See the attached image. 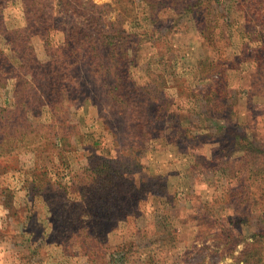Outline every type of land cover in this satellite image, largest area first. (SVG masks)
<instances>
[{
  "label": "rangeland",
  "instance_id": "1",
  "mask_svg": "<svg viewBox=\"0 0 264 264\" xmlns=\"http://www.w3.org/2000/svg\"><path fill=\"white\" fill-rule=\"evenodd\" d=\"M39 1L43 15L36 7L26 14L31 0H0V264H253L260 249L252 233L264 228L259 192L247 190L252 211L234 225L198 219L194 206L203 200L229 193L240 200V174L223 179L201 168L188 175L177 130L185 114L196 122L193 114L207 107L216 117L194 123L207 135L197 140L203 159L221 153V144L237 146V133L264 142V21L246 1L211 0L220 34L209 43L189 14L173 11L186 0ZM150 4L161 9L156 18ZM69 14L98 18L107 29L100 54L120 82L94 74L73 45L64 46L59 26ZM40 20L49 24L44 35L30 28ZM148 27L161 28L164 40L154 35L153 43ZM114 29L136 43L108 46L120 41ZM68 60L75 84L57 87V70ZM109 81L118 84L114 93ZM146 84L155 88L150 106L157 113L142 141L121 106L127 96L117 91ZM208 124L213 128L203 131ZM102 158L130 162L123 179H97V166L106 170ZM231 206L242 209L237 201ZM232 209L221 204L214 212Z\"/></svg>",
  "mask_w": 264,
  "mask_h": 264
},
{
  "label": "trees",
  "instance_id": "2",
  "mask_svg": "<svg viewBox=\"0 0 264 264\" xmlns=\"http://www.w3.org/2000/svg\"><path fill=\"white\" fill-rule=\"evenodd\" d=\"M148 1V0H147ZM186 2L183 5H175L174 10L180 16H184L186 14H189V21L192 23L193 26L198 28L199 32L202 33L204 37V41H209L211 43L213 40H215L216 36L220 34V28L218 23V17H213L210 13V11H213V5L211 0H186ZM239 1V0H237ZM243 2H247V8H249L250 12L255 17V20L262 22L264 21V0H240ZM34 5H33V4ZM153 3V2H151ZM214 4V3H213ZM151 5V4H150ZM34 7L37 8V11L39 12V15H43V6L40 5L39 0H31L30 2H26L25 5V11L26 14L30 13L33 14ZM150 13L152 15H156L157 17L158 13H160V7H157L156 4L151 5L150 7ZM37 15V16H39ZM69 19L67 22L60 24V29L65 35V45L64 46H74V50L80 54L83 55V58L87 61L89 68L91 72L94 74H106L110 78H114L116 80V83L120 82V75L118 74L117 69H113L108 62H106L103 57L100 54L101 46H103V41L105 38L108 37V31L107 29L100 24L98 18L93 19L92 17H84V20H77L73 19V14H69ZM256 17L261 18L258 19ZM43 17H41L42 19ZM48 20V19H47ZM246 22H248L246 20ZM255 22V21H254ZM49 24H47L46 21L40 20L37 21V24L35 22H32L30 24V28H32L34 31L39 32V34L44 35L47 31V27ZM164 26H166L164 24ZM214 29V31H213ZM145 34H147L149 37H151L154 41L153 43L158 42L159 37L154 35H159L160 42L164 40V32L161 31V28L151 29L147 28L144 30ZM165 31V29L163 30ZM114 37L113 38H120L119 42H114L112 39L111 42H108V46L112 43H116L117 46L121 45L122 43H127V41H130L131 45H134L136 43V40L131 39V35L126 34L123 36L124 30H116L114 29ZM137 33V32H136ZM203 41V42H204ZM137 45V44H136ZM124 47V46H123ZM212 50H216L215 53H218L217 56L220 55V49L215 47ZM57 52L60 54V57L65 58L66 57V51H64L63 48H58ZM125 58V55H122V57H119V60H124L122 66L127 65L129 63ZM221 62V60L219 61ZM218 62V63H219ZM28 62L25 63L27 66ZM67 65H63L61 72L59 73L57 70V75L55 77V85L58 86H67V83L72 82V84H75V79L73 77V69L71 67L74 65L73 62H69V60L66 62ZM127 77V76H126ZM128 78V77H127ZM112 83V85H115L113 88V93L117 89V85L114 81H109ZM123 82V81H122ZM50 83V82H49ZM52 88L53 84H49ZM149 85H143L136 88H127L126 86H123L121 90L126 89L123 91V94H119L121 91H117L118 95L121 96H127V100H123V103L121 104L122 107L126 106L128 108L129 113L131 114V118L136 123V127L142 129V136H140L141 140L144 141L146 136L145 134L151 135V130L149 123L150 120H152L153 116L157 113V107L150 106L152 104L151 100V91L155 88L150 89V87H147ZM119 89V88H118ZM127 89L131 90V92L128 93ZM154 109V110H152ZM209 114V115H207ZM216 112L212 110L211 108H207L205 110L200 109L199 112H195L193 115L198 116V120L190 121V113L185 114L184 121H182L181 128L177 130V138H178V148L179 146L183 145V154L186 155V158L184 160L185 169L188 172V175L194 176L199 169H204L211 171L213 173L220 171L222 175H224V178H228V175L234 174L232 176L236 179L237 175L240 174L238 177V181L241 182L240 185V200H233L231 193L224 194L223 196H220L219 198H214L213 200H203L198 206H194V212L199 214L198 219L200 216V219L202 218H210L211 223L215 224L217 226L224 227L225 223L234 225L238 221L245 220V217L250 214V204L253 202V197L247 192V190H250L251 188H255L259 192L260 201L259 204H264V142H261L260 140H256V137H254V134L248 133V134H240L237 133L234 138L232 139V142H234L237 146H230L227 144H221L223 150L221 153L212 154L208 157H204L203 154L200 152V146L199 142L197 140L201 139L203 136H207L204 134V132H198L195 131V125L194 123L200 122V117L202 115L209 116L211 118L216 117L214 116ZM171 121V120H170ZM187 122V123H186ZM185 126H184V125ZM200 124V123H199ZM209 127H212L211 125L201 126L203 131H207ZM177 128V126H175ZM176 130V129H175ZM217 130V129H216ZM148 132V133H147ZM230 131H226L224 134H229ZM209 136H214V132H209ZM147 137V136H146ZM149 137V136H148ZM139 138V137H138ZM226 139L223 140L224 143H226ZM130 154H133V158H136L140 155V152L132 151ZM138 158V157H137ZM234 158L232 161L231 159ZM102 163L105 165L106 170H104L102 167H99V171L101 173L100 176L97 179H100L103 182H107L108 179H112L114 177H118L120 179H123L124 172L122 169H127L130 162L125 161H119L117 162L114 159H106L102 158ZM231 164V167L229 163ZM254 163V166H253ZM206 166V167H204ZM93 174H95L98 170L96 166H92ZM240 172V173H239ZM160 176H157L155 178H158ZM95 178V180H97ZM159 182H161V179L158 178L157 181H155L153 184L159 185ZM163 182V181H162ZM164 183V182H163ZM144 184V183H143ZM162 184V183H161ZM165 186V184H164ZM166 187V186H165ZM164 187V189H166ZM160 194V193H159ZM239 198V196H238ZM237 201L238 205L243 206L242 209L239 210V208H235L234 206H231L232 202ZM216 204V205H213ZM226 205L228 207L233 208L231 212L228 214H225V216H218L216 212H214V209L219 207V205ZM236 204V203H235ZM236 206V205H235ZM212 207V210L210 209ZM249 209V210H247ZM194 213V216H195ZM245 216V217H244ZM240 218V220H238ZM246 222H249L247 220ZM215 226V227H217ZM252 246L256 249H260L259 252V258L257 260H254L253 264H264V228H258L255 230L254 233H252ZM248 251V250H247Z\"/></svg>",
  "mask_w": 264,
  "mask_h": 264
}]
</instances>
